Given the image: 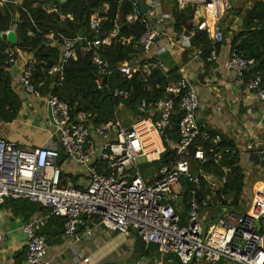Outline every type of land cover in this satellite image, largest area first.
<instances>
[{"label":"built area","instance_id":"built-area-1","mask_svg":"<svg viewBox=\"0 0 264 264\" xmlns=\"http://www.w3.org/2000/svg\"><path fill=\"white\" fill-rule=\"evenodd\" d=\"M19 0H0V5L17 6ZM132 12L126 16L128 24L138 22L144 29L137 45L145 55L132 62L112 66L99 52L108 46L116 32L105 39L91 40L81 36L69 38L48 34L44 37L60 48L59 59L46 70L55 79L50 90L63 84L66 65L77 57V52L89 56L94 70L95 91L106 92L121 103L130 100L131 91L112 87L110 80L118 74L123 80L135 79L151 91L149 80L159 72L169 76V70L157 59L163 53L162 38L166 34L167 17L156 10L158 0H149L147 13H142L135 0ZM179 7L184 0H175ZM264 3V0H257ZM47 14L60 16V0H36ZM235 0H209L193 3L201 5L208 21L195 25L206 31L210 52L206 63L217 60V47L226 42L218 26L231 15ZM21 7V6H20ZM183 9V8H182ZM61 17V16H60ZM13 24L0 34L8 35ZM96 15L89 21V29L99 33ZM32 38L33 33L27 32ZM158 50L153 51L152 48ZM8 66L15 63V53L7 52ZM133 63V64H131ZM256 63L243 58L232 48L226 62L227 69L238 78L248 74ZM33 64L19 74V85L28 94L42 99L51 112L49 139L58 140V148L38 146L21 149L17 143L0 137V205L11 200H25L49 210L48 215L28 219L22 231L26 238L25 264H49L45 257L48 245L40 235L49 216L65 219L64 236L77 240V233L85 223L109 233H134L145 246L154 245L161 259L174 256L181 264H264V187L259 197L253 193L246 211L222 205L217 199L227 183L228 167H221V176L202 169L212 162L220 166L224 155L232 154L221 148L222 137L196 120L199 101L191 82L185 77L171 82L165 89L166 97L148 103L145 98L134 106L141 112L133 117L130 126L123 127L118 119L94 124L91 112L71 115L69 105L52 93L41 96L32 82ZM246 88L264 103V72L256 73ZM123 106V105H122ZM177 120V139L167 137L166 129ZM215 148L206 154L204 145ZM168 153L164 159L162 155ZM146 164L160 163L153 173L141 174L136 159ZM65 162L81 170L84 187L65 184ZM197 169V171H195ZM181 179H185L183 190ZM183 206L186 221L178 215ZM258 224V226H257ZM85 228V237L91 236ZM5 237L0 233V244ZM84 263L88 259H83ZM139 260L136 264H142ZM159 264H162L160 262Z\"/></svg>","mask_w":264,"mask_h":264},{"label":"trees","instance_id":"trees-1","mask_svg":"<svg viewBox=\"0 0 264 264\" xmlns=\"http://www.w3.org/2000/svg\"><path fill=\"white\" fill-rule=\"evenodd\" d=\"M163 2L164 0H160ZM132 12L131 1L128 0H66L59 4L60 16L45 13L36 0H24L18 9L19 22L17 23V42L11 45L0 39V123L8 124L16 120L21 110V101L14 91L12 79L8 72L7 52L16 50H34L36 63L33 66L32 82L40 95L52 93L59 100L66 102L71 115L78 112H91L94 115V124H102L115 119V109L121 103L118 99L111 98L106 92L95 91L93 86L94 70L90 63L89 56L77 52L75 60H71L65 67L63 84L59 88L49 89L51 79L46 76V70L56 62L58 51L48 45L44 37L48 34L62 35L75 38L81 32L83 37L91 40L105 39L111 33L116 32V37L111 40L110 45L99 47L102 57L112 66L124 62H132L142 50L137 45L139 38L144 33L143 27L138 23L128 24L126 16ZM194 6L187 4L183 9L174 6L170 13L173 20V29L176 33L185 30L189 37V45L201 52L204 60L210 52V42L206 31H198L192 25ZM92 15L97 16L100 24L99 33L95 34L89 29V21ZM14 9L10 5H0V33L14 25ZM31 31L33 37L27 36ZM232 48H235L239 55L246 59H254L255 67L247 74L248 80L256 73L264 72V3L253 0L251 6L246 10L242 23V31L234 38ZM169 70V76L164 77L159 72L155 73L149 80L151 91L135 79L123 80L115 74L110 80L112 87L124 88L131 91L130 105L126 101L121 104L131 109L136 103L145 98L148 103H154L158 99L166 97L165 89L180 77ZM104 98L101 100V98ZM177 120L166 129L167 137L176 140ZM221 148H228L227 143L222 140ZM207 155H211L216 149L210 145H204ZM155 169L160 163L154 162ZM221 167H228L227 183L217 193V199L222 205L231 199L232 207L238 210L239 203L245 188V179L241 168L237 164L235 153L224 155L220 166H214L212 162L202 166V169L221 176ZM64 176V175H63ZM8 207L12 208L14 214H21L26 219L37 215H48L49 210L38 204L25 200L6 201ZM2 204V205H4ZM184 222L183 214L179 215ZM65 219L58 216H49L45 226L41 229L40 235L50 243L51 238H60L64 235ZM57 238V239H58ZM48 244V243H47ZM156 253L154 245L145 246L137 239L135 254L138 258L149 257ZM166 261L169 264H181L174 256H168ZM190 264H196L192 262ZM218 264H224L219 262Z\"/></svg>","mask_w":264,"mask_h":264},{"label":"crops","instance_id":"crops-1","mask_svg":"<svg viewBox=\"0 0 264 264\" xmlns=\"http://www.w3.org/2000/svg\"><path fill=\"white\" fill-rule=\"evenodd\" d=\"M184 1L194 5L193 3L209 0ZM252 1L235 0L231 15L220 22L226 42L217 47L218 58L212 63H206L201 52L189 45V37L185 34V30L176 33L173 29V20L170 18L172 8L177 6L178 9H182L187 4L179 7L175 0H164L163 2L158 0L156 5V10L168 18L164 24L166 34L160 45L163 48V53L157 56V59L164 64L167 70H174L176 75L185 76L191 82L199 101L196 120L198 123L205 124L214 133L219 134L227 143L228 149L237 155V164L245 179L244 190L250 189L251 198L253 193L256 195L258 192L259 195L264 187V160L255 159L253 162L251 158L252 153L264 154V103L259 102L246 88L247 74L243 78H238L227 69L226 62L234 38L242 31L245 12L251 6ZM148 2L149 0H145L146 4ZM60 19L63 20L64 17L61 16ZM203 21L208 23L204 17L203 7L201 5L194 6L192 25L195 27ZM48 42L49 47L57 49L58 60L60 48L55 42L50 40ZM158 49L153 47L151 52H156ZM155 52H153L154 55ZM34 56V50H16L15 63L8 66L7 70L11 76L14 91L21 101V110L14 122L0 123V125L6 126L4 133L0 131V137L15 142L9 138L7 130L15 131L18 134L32 133L39 146L58 148V140L56 138L49 139L52 127L46 103L42 99L26 93L19 85L20 72L29 65L33 64L34 66L36 63ZM48 78L51 79V82L55 80ZM62 168L65 178L71 174L77 179L74 186L84 187L85 182L78 166L65 162ZM226 205L232 207L231 199L226 201ZM240 209L242 210L241 201L238 210ZM181 214H183L185 222L186 214L183 206L179 207L178 215ZM27 220L21 214H14L8 204L0 205V233L5 237L4 242L0 244V264H25L26 238L22 227ZM184 222L181 219V223ZM85 228H92L90 237H85ZM130 233L133 234V238L126 239L124 236L127 234H110L100 227H93L91 223H85V226L81 227L77 233V240L63 235L60 238H51L50 243L46 241L48 250L45 259L49 264H136L139 260L143 261L142 264H159L160 262L169 264V261H166L168 256L161 259L158 252H152L149 257L138 258L135 254L138 238L134 233ZM121 236L123 239L119 243L125 247L124 254L112 260L108 259L106 257L107 250L104 248L106 242L111 237V240H115ZM78 244H94L97 249L90 252L86 248V253L78 249H74L73 253L68 251L70 246L74 247ZM76 250L79 252L77 253ZM83 259H88V262L84 263ZM196 264L204 263L196 262Z\"/></svg>","mask_w":264,"mask_h":264},{"label":"rangeland","instance_id":"rangeland-1","mask_svg":"<svg viewBox=\"0 0 264 264\" xmlns=\"http://www.w3.org/2000/svg\"><path fill=\"white\" fill-rule=\"evenodd\" d=\"M145 55L141 52V54L138 56V59H142L144 58ZM115 117L116 119H118L121 123V125L123 127H128L130 126L133 117H135V114L133 113V111L125 106H122L121 103H119V105L116 107L115 109ZM0 131L2 133H4V131H6V126L4 125H0ZM9 138H12L21 149H33L39 146L38 143H36V138L32 133H21L18 134L15 131H9L7 130ZM136 164L141 172V174L144 175L147 173H153L156 169H155V165L154 164H146L144 159L142 158H138L136 159ZM67 170V169H65ZM195 171H197V169H195ZM77 181V179H75V177L73 175H67L66 180H65V184L66 185H73L75 182ZM250 200H251V195H250V189H246L244 190V193L241 197V203H242V210H238V212H244V210L246 211L249 204H250ZM95 231V230H94ZM105 231V230H103ZM106 232V231H105ZM109 233V232H107ZM111 234V233H110ZM115 237V234L113 235ZM117 236V235H116ZM105 237V236H104ZM124 237H126V239H132L133 238V234H127ZM108 239V238H107ZM112 239V237H111ZM108 240L106 242L105 245V250H107V255L106 257L110 260L119 257L121 255L124 254L125 251V247H123L122 243H119L123 238L122 236L119 239H113V240ZM86 248L88 249V251H93L95 249H97V247L94 244H78L76 246H70L68 251L73 253L74 249H78V250H82L84 251V253H86ZM78 250L77 253L79 252Z\"/></svg>","mask_w":264,"mask_h":264},{"label":"water","instance_id":"water-1","mask_svg":"<svg viewBox=\"0 0 264 264\" xmlns=\"http://www.w3.org/2000/svg\"><path fill=\"white\" fill-rule=\"evenodd\" d=\"M23 1H24V0H19V1H18V5H17V6H13V9H14V15H15V18H14V23H15V24H14V26H13L11 32H10L8 35L0 34V39H2V40H4V41H7V42L10 43L11 45L16 44V42H17L16 29H17V23L19 22L18 9L20 8V6H22ZM64 1H65V0H60L61 3L64 2ZM135 2H136V4H137V6L140 8V10H141L142 13H147V10H148V9H147V6H146V3H145V0H135ZM218 26H219L220 28L223 29V27H222V23H218ZM222 29H221V30H222ZM81 36H82V33L79 32L78 35H77V37H78V43H79V44L81 43V40H80ZM131 64H133V63H131ZM103 98H104V96L101 98V100H102ZM125 104H126V105H130V100H127ZM131 109H132V111H133V113H134L135 115H140V114H141V112L138 111L137 109H135L134 107H131ZM48 118H49V121L52 123L51 112H50V108H49V107H48ZM167 154H168V153L163 154V155H162V159H164V158L166 157ZM251 158H252V161H253V162H255V159H256V160L258 159L259 161H262V160H264V154L252 153ZM180 182H181V184H182V186H183V190L185 191V190H186L185 179H181ZM257 226H258V224H257Z\"/></svg>","mask_w":264,"mask_h":264},{"label":"bare ground","instance_id":"bare-ground-1","mask_svg":"<svg viewBox=\"0 0 264 264\" xmlns=\"http://www.w3.org/2000/svg\"><path fill=\"white\" fill-rule=\"evenodd\" d=\"M255 196H256V198H257V197H259V195H258V192L256 193V195H255Z\"/></svg>","mask_w":264,"mask_h":264}]
</instances>
